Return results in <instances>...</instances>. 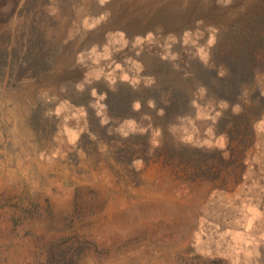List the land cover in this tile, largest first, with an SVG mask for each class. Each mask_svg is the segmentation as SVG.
Returning a JSON list of instances; mask_svg holds the SVG:
<instances>
[{
	"label": "rangeland",
	"instance_id": "1",
	"mask_svg": "<svg viewBox=\"0 0 264 264\" xmlns=\"http://www.w3.org/2000/svg\"><path fill=\"white\" fill-rule=\"evenodd\" d=\"M262 21L264 0H0V264H264V67L214 90Z\"/></svg>",
	"mask_w": 264,
	"mask_h": 264
},
{
	"label": "trees",
	"instance_id": "2",
	"mask_svg": "<svg viewBox=\"0 0 264 264\" xmlns=\"http://www.w3.org/2000/svg\"><path fill=\"white\" fill-rule=\"evenodd\" d=\"M262 27H264V21L261 23ZM261 28H259L257 25L251 27V33L253 36L258 37L262 40L263 36L261 34ZM247 44L250 45V40L247 39ZM262 46V43L256 42L252 46H246L244 49L240 48L238 52H230V55L235 60L230 59L227 62V65L229 66L228 73L225 77L222 78L223 86L219 89H214L215 91H219L220 94L218 96H224L225 99H233L236 95L237 91V84L241 80H247L248 77L251 76V74L255 73V70L258 68L264 67V59L257 61L256 58L259 55L262 54V58H264V52H259L257 49ZM252 47V48H251ZM237 57V58H235ZM252 57H254L252 59ZM257 68V69H256ZM221 80V79H220ZM121 99L116 98V105L121 104ZM125 109H129V102L126 103L125 99ZM126 109V110H127Z\"/></svg>",
	"mask_w": 264,
	"mask_h": 264
}]
</instances>
